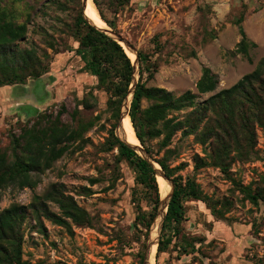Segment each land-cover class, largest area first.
<instances>
[{
  "label": "rangeland",
  "instance_id": "rangeland-1",
  "mask_svg": "<svg viewBox=\"0 0 264 264\" xmlns=\"http://www.w3.org/2000/svg\"><path fill=\"white\" fill-rule=\"evenodd\" d=\"M2 1L21 19L29 15L32 19L22 46L45 47V37L33 33L34 28L43 27L61 51L54 53L48 48L53 60L50 71L41 78L0 87V158L13 159L10 131L21 132L24 124H33L43 114L57 116L62 104L69 112L78 106L83 119L94 121L86 133L87 144L55 160L43 172L33 173L38 179L34 188L8 185L0 190L2 211L13 203L29 206L34 196L42 195L50 185H63L66 194L93 218L91 226L68 219L70 229L44 218L45 229L40 230L29 209L23 226V260L29 264H138L136 254L144 244L146 249L148 236L134 226L137 210L132 193L139 188L136 173L119 157L117 148L108 147L115 121L107 109L108 95L76 52L79 43L69 32H62L76 11L62 10L45 0ZM32 5H36L35 10ZM103 10L114 31L150 56L144 66L157 65L146 85L165 88L175 96L191 90L197 95L196 105L236 84L264 57V0H132L117 13L106 5ZM242 12L246 36L256 43L250 49L251 60L236 50L242 35L234 19ZM157 35L158 47L153 41ZM205 68L217 77L218 86L201 94L196 85ZM147 76L145 73L143 80ZM88 91L95 99H90V108H84L81 103ZM149 105V101H142L143 107ZM68 119L67 113L63 120ZM255 130L252 150L250 146L244 151L232 150L226 172L214 163L209 143L202 144L194 135L178 132L162 148V137L148 140L156 151L152 157L155 161L167 155L168 165L180 167L176 173L184 181L194 178L206 196L218 201L215 210H224V216L218 217L205 202L185 199L182 234L189 241L195 240V251L184 254L181 246L171 244L163 253L157 255V250L154 264H264V128L256 126ZM198 158L205 163L203 167L197 168ZM247 189L262 190L258 203L247 198ZM224 201L231 202L227 210ZM142 205L146 208L144 202ZM48 206L61 213L57 204L48 202Z\"/></svg>",
  "mask_w": 264,
  "mask_h": 264
},
{
  "label": "trees",
  "instance_id": "trees-1",
  "mask_svg": "<svg viewBox=\"0 0 264 264\" xmlns=\"http://www.w3.org/2000/svg\"><path fill=\"white\" fill-rule=\"evenodd\" d=\"M52 2L62 10H75L72 21L65 23L62 32H69L79 43L76 52L86 61V68L98 79V87L107 95V109L114 121L110 129V149L117 148L119 157L125 160L135 171V182L139 187L132 193V201L136 206L134 220L135 229L148 236L149 229L157 213L160 203V191L156 172L152 165L134 149L123 142L115 133L120 117L122 103L128 94L132 81L133 63L125 49L113 38L90 25L82 15L81 0H45ZM101 17L112 27L114 24L105 16L103 5L114 13L132 0H93ZM10 5V4H9ZM8 3L0 0V87L26 84L30 79H39L50 71L53 55L48 51L59 53L60 47L48 30L43 27L33 29V33L42 34L45 47L36 44L22 46L21 42L28 36L31 17L16 15L8 9ZM35 10L36 5H32ZM203 9V8H201ZM245 13L234 19L238 26L241 41L237 52L250 58V49L256 43L249 41L243 28ZM158 35L154 37L155 46H160ZM69 49V47H67ZM70 50V49H69ZM87 53L90 58H87ZM140 62V78L136 85L129 115L136 135L151 157L156 155L148 140L162 137L161 148L167 147L173 137L181 132L183 136L194 135L202 144H208L213 151L214 163L226 172L232 150L244 151L253 148L256 142V126L264 128V57L255 69L244 75L236 84L224 88L211 95L202 104L196 105L197 95L191 90L175 96L162 87H149L147 80L154 77L157 65L144 66L150 56L143 50L138 51ZM148 76L143 80L144 74ZM218 79L209 68H205L196 88L205 94L217 89ZM94 93L88 91L81 103L84 108L91 107ZM147 100L150 105L142 106ZM187 109L189 111H187ZM185 111L183 118L179 113ZM69 114L68 120L63 116ZM33 124H24L21 132L10 131L14 155L10 160L0 158V190L8 185L18 188L37 185L38 179L33 173H41L63 155L82 148L89 142L86 133L94 126V121L85 120L80 116L78 106L69 112L65 104L61 105L57 116L41 115ZM167 155L157 158V162L165 175L172 180L174 190L169 201L158 244V254L167 251L169 245L180 247V252L191 254L195 251V240H187L182 234L185 220L184 201L187 198L201 200L210 206L216 216L223 217L224 210H215L218 201L206 196L194 178L187 177L176 171L180 167H170ZM205 163L198 158L197 168ZM245 191L247 198L253 203L263 196L262 190ZM48 202L57 204L61 213L54 212ZM144 202L145 206L142 205ZM231 202L224 201L223 207L230 208ZM31 210L40 230L45 229L44 218L57 225L71 228L70 219L80 226H91L93 218L87 210L79 205L73 197L66 194L63 185L52 184L42 194L35 195L29 206L13 203L0 211V264H29L22 258L23 226ZM142 228V230L140 229ZM145 230V231H143ZM143 248L136 254L138 264L144 262ZM94 264V263H87Z\"/></svg>",
  "mask_w": 264,
  "mask_h": 264
},
{
  "label": "bare ground",
  "instance_id": "bare-ground-1",
  "mask_svg": "<svg viewBox=\"0 0 264 264\" xmlns=\"http://www.w3.org/2000/svg\"><path fill=\"white\" fill-rule=\"evenodd\" d=\"M83 1H84V15L86 19L98 29L108 30L109 26L106 23V21L103 20V18L101 17L100 12L97 9L93 0H83ZM121 44L123 45V48L125 49L127 55L131 58L135 68V72L132 77L129 93L123 102V106H121L122 109L121 120L119 122V126L116 128V134L119 136V138L122 141L126 142L128 145L136 149V151L140 152L141 154H145V152L142 149L141 142L136 135L135 129L133 127L129 115V107L132 100V92L135 86V81L137 79L138 58L136 51L132 47H130L123 41H121ZM152 163L156 169V174H158L157 181L161 194L160 197L162 200L158 209V216L156 218V221L153 224L150 233H148L149 237H148V246H147L145 264H154V257L157 252V246H158L157 240L160 235V230L166 213L167 204L173 191V184L169 179H167L164 176V173L161 170L160 165H158L153 161Z\"/></svg>",
  "mask_w": 264,
  "mask_h": 264
},
{
  "label": "water",
  "instance_id": "water-1",
  "mask_svg": "<svg viewBox=\"0 0 264 264\" xmlns=\"http://www.w3.org/2000/svg\"><path fill=\"white\" fill-rule=\"evenodd\" d=\"M82 1V15H83V17H84V19H86V17H85V15H84V1L83 0H81ZM94 2V1H93ZM86 21L90 24V25H92L87 19H86ZM93 27H95L94 25H92ZM109 26V25H108ZM96 29H98L97 27H95ZM99 31H101V32H103V33H105L106 35H108L109 37H111V38H113L115 41H117L120 45H122L121 44V41H123L124 43H126L127 45H129L130 47H132L135 51H136V54H137V58H138V51L132 46V45H130V43L127 41V40H125L120 34H118L116 31H114L110 26H109V29L108 30H103V29H98ZM123 46V45H122ZM133 67H134V65H133ZM137 79H136V81H135V86H134V89H133V92H132V99H133V95H134V92H135V88H136V85L138 84V81H139V75H140V62H139V58H138V67H137ZM134 72H135V68H134V70H133V74H132V77H133V75H134ZM131 85V84H130ZM129 90H130V87H129ZM128 93H129V91H128ZM128 95V94H127ZM127 95H126V97H127ZM125 97V98H126ZM125 100V99H124ZM124 102V101H123ZM131 102H132V100H131ZM122 106H123V103H122ZM130 107H131V103H130ZM130 107H129V111H130ZM121 114H122V109H121V111H120V117H119V120H118V123H117V126H116V128L119 126V122H120V120H121ZM116 130V129H115ZM115 133H116V131H115ZM117 135V134H116ZM118 136V135H117ZM119 137V136H118ZM124 142V141H123ZM126 143V142H125ZM127 144V143H126ZM128 145V144H127ZM128 146H130V145H128ZM141 146H142V149H143V151L145 152V154H141L140 152H138V151H136V149H134L133 147H131L132 149H134L140 156H142L145 160H147L151 165H152V167L154 168V170H155V172H156V169H155V167H154V165H153V163H152V161L153 162H155V163H157L158 165H160L157 161H155L150 155H149V153L146 151V149L144 148V146L142 145V143H141ZM161 167V166H160ZM161 170L163 171V173H164V170L162 169V167H161ZM164 176L167 178V179H169L166 175H165V173H164ZM171 182H172V180L171 179H169ZM172 184H173V182H172ZM173 190H174V184H173ZM172 194H173V191H172ZM171 197H172V195L170 196V199H171ZM170 199H169V201H170ZM161 197H160V203H159V206H160V204H161ZM169 201H168V204H167V209H166V213H165V216H166V214H167V210H168V205H169ZM159 206H158V209H159ZM158 209H157V213H156V215H155V217H154V220H153V222H152V224H151V227H150V229H149V232L148 233H150V230H151V228H152V226H153V224L155 223V221H156V218H157V216H158ZM165 216H164V219H165ZM164 219H163V222H164ZM162 227H163V223H162V226H161V230H162ZM161 230H160V235H161ZM160 235H159V238H158V240H157V245L159 244V239H160ZM148 237H149V234H148ZM148 237H147V244H146V249H145V252H144V262H143V264H145V260H146V252H147V246H148ZM157 249H158V246H157Z\"/></svg>",
  "mask_w": 264,
  "mask_h": 264
}]
</instances>
